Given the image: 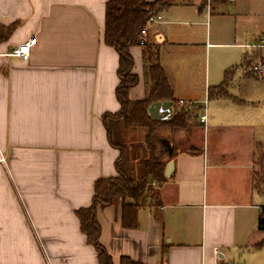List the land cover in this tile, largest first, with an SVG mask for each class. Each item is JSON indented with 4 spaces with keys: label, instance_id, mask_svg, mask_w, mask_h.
<instances>
[{
    "label": "crops",
    "instance_id": "obj_1",
    "mask_svg": "<svg viewBox=\"0 0 264 264\" xmlns=\"http://www.w3.org/2000/svg\"><path fill=\"white\" fill-rule=\"evenodd\" d=\"M105 2L0 0V264H100L76 211L91 205L97 180L116 175L118 150L103 123L120 108L118 54L103 42ZM249 3L175 0L141 35L158 45L172 96L178 106L197 109L196 125L163 132L176 149L174 169L157 191L158 205L138 210L136 228L121 226L120 201L96 206L99 242L114 264L122 257L140 264H264V230L257 228L264 193L253 188L264 97L247 94L264 78L251 62L264 48L256 46L264 15H254L257 28L245 38L237 18ZM225 16L233 17L232 31L212 29L209 41L208 22ZM33 35L28 60L11 55ZM212 46L244 50L237 79L226 58L210 70ZM129 51L138 77L129 97L138 100L145 96L142 48ZM226 69L225 95L208 97Z\"/></svg>",
    "mask_w": 264,
    "mask_h": 264
},
{
    "label": "trees",
    "instance_id": "obj_2",
    "mask_svg": "<svg viewBox=\"0 0 264 264\" xmlns=\"http://www.w3.org/2000/svg\"><path fill=\"white\" fill-rule=\"evenodd\" d=\"M175 0H106L103 42L113 48L118 54V84L115 97L120 105L114 114H106L103 123L107 129L108 141L118 150L115 160L116 175L101 178L95 182L92 203L86 208L76 211L80 227L85 234L86 241L93 246L100 264H114L106 249L99 242V224L95 219L97 205L103 207L121 202V226L125 229L137 227V212L143 206H157L158 189L166 181L164 170L166 164L173 158L175 148L163 132L179 131L196 125L194 117L197 109L188 105H177L173 98L165 73L159 63L158 45L142 41L141 29L145 26L149 16L158 14L170 6ZM219 1V0H215ZM141 46L143 61V77L145 96L142 99L132 100L129 90L138 82L133 73V58L130 48ZM256 57L264 66V48ZM253 62V60H251ZM231 69L224 72L223 82L209 89L208 97L224 96L225 87ZM217 91V93H214ZM170 101L173 112L165 120L154 119L148 115V106L153 102ZM137 128L146 129L144 135V154L138 160L137 175L125 166V157L128 146L120 141V134L133 131ZM255 164L253 172V188L264 193V142L255 146ZM157 219L158 215L155 214ZM257 228L264 230V210L258 216ZM165 248L161 251V261L165 257ZM119 264H140L127 257H122Z\"/></svg>",
    "mask_w": 264,
    "mask_h": 264
},
{
    "label": "rangeland",
    "instance_id": "obj_3",
    "mask_svg": "<svg viewBox=\"0 0 264 264\" xmlns=\"http://www.w3.org/2000/svg\"><path fill=\"white\" fill-rule=\"evenodd\" d=\"M206 2H209V0H206ZM245 10L248 13H246L245 15H241V17L237 18V23H238L237 28H240L243 30V33L245 34V38H250L251 32L256 30L257 28L256 26L257 23L254 20V15L258 14L261 17L264 15V0H251V3H249V6H245ZM226 12L225 14H227ZM258 24H260V17H259ZM262 25H264V23H262ZM208 27H210V35H211L209 41H214L212 37V29L214 30L216 28H220L221 30L225 31V33L229 29H231L232 31L233 17H228V16L214 17L212 20L210 19V22H208ZM203 38H205V36ZM220 42L226 43L228 42V39L220 40ZM202 51L203 53L205 52L204 49H202ZM209 51H210V55H209L210 70H212L213 64H215L217 60H219L220 58H224V59L226 58L227 60H229V62L233 64V66L236 67L237 72L235 75V79L238 78V75L240 71L242 70L240 66L241 64L240 54L242 53V51H244L243 49L236 48V47H230V46H212L210 47ZM260 51H263V50L262 49L257 50L252 55V60H253L252 64H255L256 66L261 64L258 58L256 57V54H259ZM256 72L259 75H261L264 73V70L263 71L256 70ZM247 94L253 99L263 98L264 97V78H259L257 81H252L249 84V87L247 89ZM262 102L263 103L258 105V107L261 109V111L264 112V101ZM200 113H203V111L201 110ZM260 131L263 132L262 129H260ZM122 132L123 133L120 134L121 136L120 141H123L125 145L128 146V152L125 157V166L126 168L127 166H129L131 169L130 172H132L133 174L135 172L136 173L135 175H137V170H139L138 160L140 158V154H143L145 150L143 141H144V135H145L146 129L137 128L133 131H129V132L122 131ZM261 140H264V132H263V139Z\"/></svg>",
    "mask_w": 264,
    "mask_h": 264
},
{
    "label": "built area",
    "instance_id": "obj_4",
    "mask_svg": "<svg viewBox=\"0 0 264 264\" xmlns=\"http://www.w3.org/2000/svg\"><path fill=\"white\" fill-rule=\"evenodd\" d=\"M229 1H235V0H229ZM161 20V16L159 14H155V15H151L147 18L145 26L141 29L140 34L143 36L146 33V27L150 24H153L155 22H159ZM36 42V37L33 35L31 37H29V39L23 43L18 44L11 52V55L26 61L29 59V54H30V49L32 47V45H34ZM258 47H264V37L260 40V42L256 45ZM255 70L258 71H263L264 70V66L262 64L259 65H255L254 66ZM180 104H185L187 102H183V101H179ZM206 119V115L202 114L199 115V120L201 122H205ZM0 160H3L2 157H0Z\"/></svg>",
    "mask_w": 264,
    "mask_h": 264
},
{
    "label": "water",
    "instance_id": "obj_5",
    "mask_svg": "<svg viewBox=\"0 0 264 264\" xmlns=\"http://www.w3.org/2000/svg\"><path fill=\"white\" fill-rule=\"evenodd\" d=\"M171 102H153L148 106V115L154 119L165 120L171 117ZM173 161H169L165 167L164 175L169 177L173 172Z\"/></svg>",
    "mask_w": 264,
    "mask_h": 264
}]
</instances>
